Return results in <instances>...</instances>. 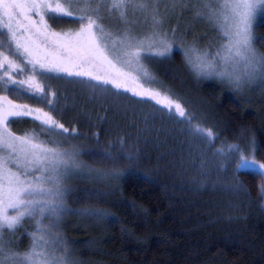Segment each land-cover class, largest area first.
Returning <instances> with one entry per match:
<instances>
[{"label":"snow or ice","instance_id":"6c2138e0","mask_svg":"<svg viewBox=\"0 0 264 264\" xmlns=\"http://www.w3.org/2000/svg\"><path fill=\"white\" fill-rule=\"evenodd\" d=\"M188 6L216 31L217 45L202 48L196 38L181 46L176 29L166 28L168 16ZM258 16H264V0H0V264H77L67 242L51 237L68 212L65 198L71 189L64 186L65 181L79 178L86 167L79 160L80 153L75 148L62 151L59 145L41 140L35 133L17 135L11 130L30 117L38 122L41 133H69V128L56 119L61 109L49 99L57 93L47 81L75 77L80 79L67 82L99 92L108 89L97 85H112L119 90V81L125 75L123 67L164 63L177 52L194 78L215 79L242 92L256 83L264 85V54L255 48L253 35ZM67 22L79 27L57 30ZM137 26L143 30L137 31ZM259 42L264 44V37ZM133 95L155 101L170 120L186 125L192 138L207 148L211 156H199L203 176L209 174L210 160L223 162L220 171L238 160L234 175L250 173L264 181V162L257 160L254 149L228 143L216 147L219 134L201 126L197 115L188 111L179 97L161 91ZM75 131L72 129V133ZM69 138L73 137H65ZM92 155L113 166L97 174L112 178L122 174V162L133 160L123 147ZM234 187L239 190L242 185ZM258 191L264 199V183ZM26 220L34 221V227L31 231L23 229L31 243L22 251L13 246L11 238L17 236ZM57 249L61 255L56 254Z\"/></svg>","mask_w":264,"mask_h":264},{"label":"trees","instance_id":"16d2710c","mask_svg":"<svg viewBox=\"0 0 264 264\" xmlns=\"http://www.w3.org/2000/svg\"><path fill=\"white\" fill-rule=\"evenodd\" d=\"M255 30L256 46L264 54L259 42L264 20ZM180 59L174 53L172 60L152 66L166 87L157 91L179 97L201 126L214 129L219 134L216 147L239 144L254 149L257 160L264 162V86L261 93H238L218 81L194 78ZM127 96L138 106L122 115L88 97L55 98L61 108V102L67 105L72 116L66 118L79 119L88 167L100 173L113 167L93 153L123 147L133 157L132 163L119 165L118 178L73 184L70 205L102 217L69 232L76 258L84 264H264V199L258 191L264 181L250 173L234 175L238 160L223 171L218 170L222 161L210 160L209 174L203 176L199 156L207 148L192 138L187 126L170 120L150 101ZM56 119L68 128L77 126L59 114ZM22 121L37 124L31 118ZM18 125L11 130L24 134Z\"/></svg>","mask_w":264,"mask_h":264},{"label":"rangeland","instance_id":"374dc122","mask_svg":"<svg viewBox=\"0 0 264 264\" xmlns=\"http://www.w3.org/2000/svg\"><path fill=\"white\" fill-rule=\"evenodd\" d=\"M263 20H264V16H258L257 19L254 21L253 23L254 37H256V34H257L255 30L256 27ZM165 26L169 30L173 28L176 29L177 37L181 41V46H183V44L185 43L191 44L193 40L196 38H199V46L202 48L207 47L209 44H212L214 46L218 44L216 31L210 26L208 22L198 19L196 17L195 10L192 6H188L187 8L177 9L176 12L171 13L167 18ZM78 27L79 25L77 23L67 22V23L58 25L57 30H60V29L75 30ZM142 30L143 29L137 26V31H142ZM254 46L257 49V51L260 54H262L257 48L256 42ZM174 53L179 54V57L181 58L180 60H183V57L180 53H177V52H174ZM156 64H159V63L142 62V67L136 64H132L129 67H123L121 71L124 72L125 75L121 77L119 81L121 84V88L119 90L115 88L116 91L111 90L112 85H97L98 88L108 89L107 92H99V91H94L93 89H90L82 84L68 83L67 82L68 80H63V79H59V80L54 79L51 81H47L46 83L50 85L52 91H55L57 94L61 95L62 97L61 101H63V99L64 101H66L70 97H74L78 99H84L85 97H88V100L90 102H93V104L94 102L97 103L99 101L106 103V106H110L109 108L111 109L110 111L112 113H119L120 115H122L125 113L127 114L129 107L138 106L137 102L134 101L133 99H130L127 96V94L133 95V92L142 93L144 91H157V89L160 90V88L161 90L163 88L166 89L165 86H162L160 84V79H158V76L154 73L152 66ZM98 71H102V70H98ZM145 73H147V75H145ZM73 79H80V78L73 77L70 80H73ZM153 80L155 81V83L153 82ZM205 80H215V79H205ZM90 82L91 84H96V81H90ZM218 84L221 86L224 85L220 82H218ZM262 86L264 85H261L260 83H256V84L246 87L242 92H238V93H244V94L249 93L250 94L252 92H255L256 90H259V88L260 90H262L263 89ZM125 88L130 89V91H127V92L124 91ZM135 96L138 99L150 101L151 104L156 105L155 101L147 100L143 98L141 95H135ZM55 98H52L51 96H49V99H54V103H56ZM16 102H19V101H16ZM28 102L31 103L30 101ZM61 103H62L63 108L59 106L61 109V112L59 115L63 118V120L67 124L77 125V126H73L69 128V133H65L61 136H57V135L49 136L47 133L40 132V126L38 125L37 121H35L37 123L35 125H31V124L26 125L22 121L21 124L18 123L19 124L18 127H19V131H22L24 133L21 135H25V134L33 135L35 133L39 139L45 140L46 142L50 141L53 144L59 145L60 150L62 151H72L75 148L80 153L79 160L81 164L86 167L83 170L82 176H80L79 178H71L65 181L64 186L68 189H71V191L65 198V207L68 209V212L63 215L60 221V226L58 230L53 233V236L51 237V239H55L59 237L60 239H63L64 241H66L69 254L72 256V258L75 261H77V264H84L82 261H79L76 258L74 248L72 247L71 242L68 239V234L71 230H74V229L81 230V229L87 228V225L89 224L94 225L95 222L100 220L101 218L98 213L88 214L89 212L79 211L70 205V200L72 197V186L76 181L86 180L88 178H90L91 180L92 179L99 180L101 179V176L97 174V173H100L99 171H96V172L87 171V169L90 168L88 167V164L86 163L88 156H87V153H83L82 151L83 146L87 145V142L83 141L84 137L82 136L81 130L78 127L79 124L77 121H79V119L77 118L76 123H75L74 120H71L70 118H66L65 116L67 115V110H68L66 108L67 105L63 104V102ZM32 106L44 107L43 105L40 106V105H35V104H33ZM157 106L161 108L160 105H157ZM70 116L72 115H69L68 117ZM26 118H30V117H26ZM72 129L76 130L75 133H72ZM69 136L73 138L65 139V137H69ZM88 219L91 220V223L88 222ZM45 223L47 224L48 221H45ZM33 227H34V221L26 220L24 224L22 225L20 232H18L17 236L11 238L14 241L13 246H18L20 250L22 251L26 250L31 243V239L29 236H26L23 234V229H28L29 231H31ZM56 254L61 255L62 253L59 251V249H57Z\"/></svg>","mask_w":264,"mask_h":264}]
</instances>
